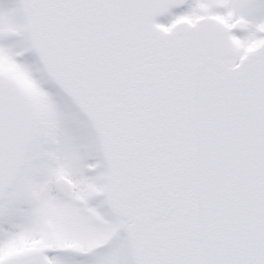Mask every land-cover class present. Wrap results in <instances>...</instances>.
<instances>
[{"label":"snow or ice","instance_id":"obj_1","mask_svg":"<svg viewBox=\"0 0 264 264\" xmlns=\"http://www.w3.org/2000/svg\"><path fill=\"white\" fill-rule=\"evenodd\" d=\"M0 264H264V0H0Z\"/></svg>","mask_w":264,"mask_h":264}]
</instances>
